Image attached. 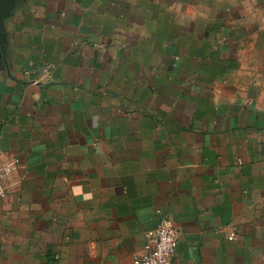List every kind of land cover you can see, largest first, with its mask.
Returning <instances> with one entry per match:
<instances>
[{
  "label": "crops",
  "instance_id": "1",
  "mask_svg": "<svg viewBox=\"0 0 264 264\" xmlns=\"http://www.w3.org/2000/svg\"><path fill=\"white\" fill-rule=\"evenodd\" d=\"M0 51V264H264V0H20ZM234 233V237L231 234Z\"/></svg>",
  "mask_w": 264,
  "mask_h": 264
},
{
  "label": "built area",
  "instance_id": "2",
  "mask_svg": "<svg viewBox=\"0 0 264 264\" xmlns=\"http://www.w3.org/2000/svg\"><path fill=\"white\" fill-rule=\"evenodd\" d=\"M3 155L0 131V157ZM16 161L3 162L0 165V199L7 194L5 179L15 168ZM234 237V233L231 234ZM179 244V231L175 222L164 216L158 226L147 233L142 253L136 254L133 264H172Z\"/></svg>",
  "mask_w": 264,
  "mask_h": 264
},
{
  "label": "water",
  "instance_id": "3",
  "mask_svg": "<svg viewBox=\"0 0 264 264\" xmlns=\"http://www.w3.org/2000/svg\"><path fill=\"white\" fill-rule=\"evenodd\" d=\"M20 0H0V51L6 60L7 55V34L5 31V25L8 18L13 14Z\"/></svg>",
  "mask_w": 264,
  "mask_h": 264
}]
</instances>
